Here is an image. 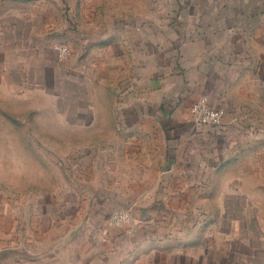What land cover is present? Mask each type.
<instances>
[{
    "label": "crops",
    "instance_id": "0c3cea01",
    "mask_svg": "<svg viewBox=\"0 0 264 264\" xmlns=\"http://www.w3.org/2000/svg\"><path fill=\"white\" fill-rule=\"evenodd\" d=\"M126 1L90 17L83 3V42L128 58L107 75L113 131L67 150L56 185L28 208L0 197V264H231L234 244L210 250L205 227L220 203L247 223L264 187V0ZM199 98L223 110L220 125L191 117ZM131 204L129 221H111ZM244 233L264 251L262 226ZM251 246L236 264L262 257Z\"/></svg>",
    "mask_w": 264,
    "mask_h": 264
},
{
    "label": "rangeland",
    "instance_id": "374dc122",
    "mask_svg": "<svg viewBox=\"0 0 264 264\" xmlns=\"http://www.w3.org/2000/svg\"><path fill=\"white\" fill-rule=\"evenodd\" d=\"M84 1L0 0V197L14 205V211L38 201L42 187L52 190L67 150L78 151L98 141L102 133L113 131L112 101L116 95L110 84L113 80L107 75L113 77L119 67L127 71L128 58L126 53L118 58L109 51L116 44L108 45L105 51L99 42H83L80 36L91 20L86 14L92 15V6L97 14L111 5V0H88L85 14ZM100 3L104 6L96 5ZM127 5L131 6L122 0L121 7L127 9ZM89 29L92 31L91 26ZM252 190L255 205H250L247 223L238 221L236 203H220L213 225L210 220L205 227L214 230L215 242L208 241L210 250L218 245L226 253L234 244L231 264L244 258L250 243L253 253L262 256L253 255L252 264H264L261 242L243 238L244 229L251 236L258 226L264 229V187ZM133 207L115 209L111 221L119 225L129 221ZM256 207L263 216L259 221L254 219ZM117 213L127 218L116 220ZM229 229H235L233 242Z\"/></svg>",
    "mask_w": 264,
    "mask_h": 264
},
{
    "label": "built area",
    "instance_id": "2783aa9c",
    "mask_svg": "<svg viewBox=\"0 0 264 264\" xmlns=\"http://www.w3.org/2000/svg\"><path fill=\"white\" fill-rule=\"evenodd\" d=\"M191 113L193 115V119L200 123L218 125L223 119V110L210 106L205 98H200L193 103L191 106ZM122 218H127V216H123L120 213L115 214L116 220H120Z\"/></svg>",
    "mask_w": 264,
    "mask_h": 264
}]
</instances>
